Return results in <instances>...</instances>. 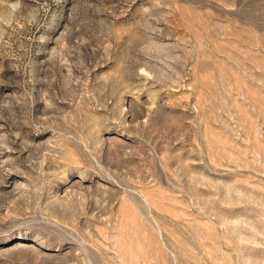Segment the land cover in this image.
Listing matches in <instances>:
<instances>
[{
  "label": "rangeland",
  "instance_id": "rangeland-1",
  "mask_svg": "<svg viewBox=\"0 0 264 264\" xmlns=\"http://www.w3.org/2000/svg\"><path fill=\"white\" fill-rule=\"evenodd\" d=\"M0 264H264V0H0Z\"/></svg>",
  "mask_w": 264,
  "mask_h": 264
}]
</instances>
